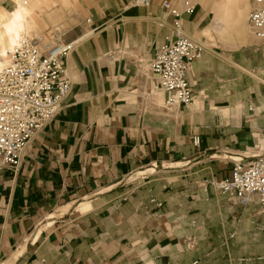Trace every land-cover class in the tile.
<instances>
[{"label": "crops", "instance_id": "crops-1", "mask_svg": "<svg viewBox=\"0 0 264 264\" xmlns=\"http://www.w3.org/2000/svg\"><path fill=\"white\" fill-rule=\"evenodd\" d=\"M166 3L181 10L78 0L57 16L65 33L40 34L75 44L71 91L18 168L0 170V264H264L257 196L243 206L211 185L264 150V44L220 48L200 36L202 12L181 15L204 49L186 75L193 101L167 107L151 72L176 39Z\"/></svg>", "mask_w": 264, "mask_h": 264}, {"label": "built area", "instance_id": "built-area-1", "mask_svg": "<svg viewBox=\"0 0 264 264\" xmlns=\"http://www.w3.org/2000/svg\"><path fill=\"white\" fill-rule=\"evenodd\" d=\"M248 23L254 35L264 44V0H251ZM150 0H133V6H147ZM164 8L175 17L176 39L160 48L151 63V72L159 86L173 95L167 107L190 104L194 96L186 79L187 71L204 46L189 38L181 30L182 14ZM186 13L192 9L188 2ZM74 43L47 39L45 36H22L8 65L0 67V170H16L20 155L32 137L58 112L71 91L65 60L74 50ZM198 143V138L193 140ZM223 194H234L243 206L257 196L264 229V150L245 166L234 163L230 179L212 182Z\"/></svg>", "mask_w": 264, "mask_h": 264}, {"label": "bare ground", "instance_id": "bare-ground-1", "mask_svg": "<svg viewBox=\"0 0 264 264\" xmlns=\"http://www.w3.org/2000/svg\"><path fill=\"white\" fill-rule=\"evenodd\" d=\"M15 1L17 8L13 12H0V67L8 65L10 53L22 36H29L30 32L31 34L40 32L36 20L37 15L41 13L36 15L35 11L39 10V5L44 0ZM217 3L219 4L214 10L213 28H216L219 34L237 39L252 36L257 38L250 25H246L249 16L248 0H219ZM213 4H215L214 0Z\"/></svg>", "mask_w": 264, "mask_h": 264}, {"label": "rangeland", "instance_id": "rangeland-1", "mask_svg": "<svg viewBox=\"0 0 264 264\" xmlns=\"http://www.w3.org/2000/svg\"><path fill=\"white\" fill-rule=\"evenodd\" d=\"M178 1L176 6H179L180 9H172V5H170V8L179 14H187L191 17H195V15L199 12H202L205 15V24L202 26L201 32L199 33L200 36L206 40H208L212 44L218 45L220 48L225 49H236L243 45H246L249 43L250 39L253 37L248 38H229L228 36H222L219 34L216 30V28H213L214 25V10L216 9V6L219 4L217 3L219 0H214L215 4H213V0H204V2H201L202 0H176ZM78 0H44L39 5V10H36L35 13L37 15L36 22L38 23V27L40 26L42 30L38 32L37 34H31L30 37H37L40 34L44 32H48L50 30H58L61 33H65L67 28L70 26L67 22H63L58 24L61 20L64 21L62 18L63 16L65 18H74L75 14H78ZM188 2L189 7L192 9L191 13L184 12L185 4ZM206 2V4H205ZM253 3L251 0H248V15L249 12L253 8ZM11 13V12H10ZM57 14L55 18H50L51 15ZM60 14V21L57 23V16ZM42 16V17H41ZM41 17V18H40ZM56 22V24H51L50 22ZM246 25L249 26V23L246 22ZM207 31V33H206ZM28 36V37H29ZM196 38H199L197 36ZM197 40V39H196ZM195 40V41H196ZM196 42H199L196 41Z\"/></svg>", "mask_w": 264, "mask_h": 264}]
</instances>
